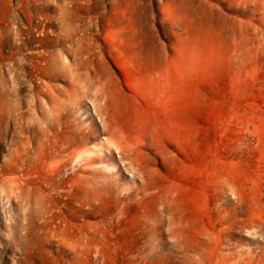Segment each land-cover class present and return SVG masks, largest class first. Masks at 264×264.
I'll use <instances>...</instances> for the list:
<instances>
[{"label": "rangeland", "instance_id": "374dc122", "mask_svg": "<svg viewBox=\"0 0 264 264\" xmlns=\"http://www.w3.org/2000/svg\"><path fill=\"white\" fill-rule=\"evenodd\" d=\"M262 4L0 0V264H264Z\"/></svg>", "mask_w": 264, "mask_h": 264}, {"label": "bare ground", "instance_id": "6f19581e", "mask_svg": "<svg viewBox=\"0 0 264 264\" xmlns=\"http://www.w3.org/2000/svg\"><path fill=\"white\" fill-rule=\"evenodd\" d=\"M260 2H263V4H262V6H263V9H264V0H260ZM263 26H264V22H263ZM105 94H106V96L108 97V112H106V113H108V130H107V133H108V137H106L105 139L108 141V143L109 144H111V145H113V146H115V148H117L118 150H119V152H120V154L122 155L121 156V159L122 160H128L129 161V166H131V168H133L134 170H139L140 169V167H139V165H138V163H135L136 162V156H135V150L134 149H132V148H130V146L132 145V143L129 141V138L127 137V134H126V132H124V129L123 130H121L120 128H118V127H120V126H116V125H112V123H111V117L113 118V116H111L112 114L110 113V107H109V103H110V94H109V92H105ZM107 107V106H106ZM105 107V109H106V111H107V108ZM112 120H114V118L112 119ZM118 125V124H117ZM56 145V144H55ZM57 145H58V143H57ZM68 145V144H67ZM70 145V144H69ZM71 146V145H70ZM54 147V146H53ZM59 147V146H58ZM61 147V146H60ZM60 149H63L62 147L61 148H59V150ZM68 150V149H67ZM63 151V150H62ZM61 151V152H62ZM60 152V151H59ZM59 152H57V153H59ZM56 153V154H57ZM126 153H128V154H131V153H134V155L133 156H125L124 154H126ZM55 154V155H56ZM63 156V155H62ZM51 157H52V155H51ZM56 158H58L57 156H56ZM59 159V158H58ZM56 160V159H54L55 161H56V164L57 163H59L58 161L59 160H61V159H59V160ZM52 160V159H51ZM63 160V159H62ZM55 161H52V162H55ZM9 181H10V183L12 184V189L13 190H15L14 188H18L17 187V178H11V179H9Z\"/></svg>", "mask_w": 264, "mask_h": 264}]
</instances>
